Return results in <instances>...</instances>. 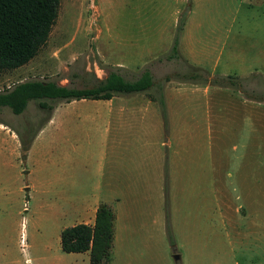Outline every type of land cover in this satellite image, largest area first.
Wrapping results in <instances>:
<instances>
[{"label": "rangeland", "instance_id": "1", "mask_svg": "<svg viewBox=\"0 0 264 264\" xmlns=\"http://www.w3.org/2000/svg\"><path fill=\"white\" fill-rule=\"evenodd\" d=\"M183 18L182 58L163 59ZM187 63L210 81L176 78ZM147 66L165 91L168 124L156 154L144 134L132 133L128 152L123 142L127 186L104 264H264V0H60L48 41L25 65L0 71V91L27 80L94 87L118 67L135 79ZM222 76L239 84H214ZM156 84L114 102L55 106L150 103L161 117L150 101L162 93ZM48 116L39 100L21 114L0 107V264H90L61 249L44 208L56 200L28 188L35 158L23 156L20 137L28 140Z\"/></svg>", "mask_w": 264, "mask_h": 264}, {"label": "crops", "instance_id": "2", "mask_svg": "<svg viewBox=\"0 0 264 264\" xmlns=\"http://www.w3.org/2000/svg\"><path fill=\"white\" fill-rule=\"evenodd\" d=\"M159 91L165 96V91ZM115 96L95 101L114 102ZM152 100L158 101L155 98L150 101ZM74 101L80 100L67 103ZM163 125L167 126L162 112L160 117L158 108L150 103L128 106L115 102L91 108L77 105L55 106L30 145L28 159L34 155L35 167L26 173L32 176V180L27 183L30 191L56 200L50 206L46 204L44 208H51L59 240L61 230L67 226L82 222L93 224L97 208L102 202L108 203L114 210L115 232L118 218L115 204L122 199L124 187L127 186L120 166L123 160V153L120 151L123 142L126 143L128 152L132 146V133L144 134L148 151L151 149L153 153L154 149L156 154ZM80 135L86 137L88 146L81 145V141L77 139ZM71 150L73 154H70ZM83 150L86 152L84 156L80 154ZM65 219L70 222H61ZM82 253L90 262L89 251L72 254ZM78 260L73 264H79L81 261Z\"/></svg>", "mask_w": 264, "mask_h": 264}, {"label": "trees", "instance_id": "3", "mask_svg": "<svg viewBox=\"0 0 264 264\" xmlns=\"http://www.w3.org/2000/svg\"><path fill=\"white\" fill-rule=\"evenodd\" d=\"M60 0H0V71L21 67L32 60L48 41L58 18ZM185 27L183 18L170 50L162 57L166 60H180V39ZM162 60V59H161ZM188 64V70L174 76L184 81H210L209 72ZM172 75H167L169 81ZM239 79L232 76L213 78L214 84L236 86ZM156 81L149 66L135 79H128L121 68L111 70L94 87H71L51 80H27L0 91V107H9L14 114L24 112L31 100H39L41 108L49 111V116L58 101L70 102L81 99H111L114 95L151 92ZM158 90H162L156 84ZM159 101L165 125L168 112L163 93L152 95ZM48 116V118H49ZM35 133L28 139L21 138L23 156L26 157ZM113 208L106 202L100 203L95 222L77 223L61 230L60 243L67 253L90 252V264H104L111 259L114 242Z\"/></svg>", "mask_w": 264, "mask_h": 264}, {"label": "water", "instance_id": "4", "mask_svg": "<svg viewBox=\"0 0 264 264\" xmlns=\"http://www.w3.org/2000/svg\"><path fill=\"white\" fill-rule=\"evenodd\" d=\"M174 257H175L176 260H179L180 259V255H178V254H175Z\"/></svg>", "mask_w": 264, "mask_h": 264}]
</instances>
